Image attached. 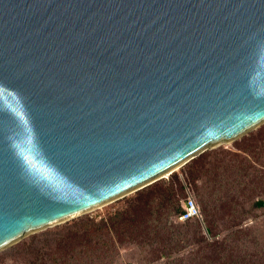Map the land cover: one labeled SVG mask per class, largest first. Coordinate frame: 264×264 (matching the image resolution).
<instances>
[{"label":"water","instance_id":"obj_1","mask_svg":"<svg viewBox=\"0 0 264 264\" xmlns=\"http://www.w3.org/2000/svg\"><path fill=\"white\" fill-rule=\"evenodd\" d=\"M263 125L264 0H0V251Z\"/></svg>","mask_w":264,"mask_h":264},{"label":"rangeland","instance_id":"obj_2","mask_svg":"<svg viewBox=\"0 0 264 264\" xmlns=\"http://www.w3.org/2000/svg\"><path fill=\"white\" fill-rule=\"evenodd\" d=\"M261 146L262 149L256 150L251 137H244L204 152L199 162L195 163L197 157L167 179L152 184L172 185L175 197L170 205L178 199L184 207L192 196L201 215L196 221L180 223L178 215L173 214L172 222L168 223L164 214L165 221L159 226L154 221L147 223L148 218H139L143 227L138 234L143 236L141 243L146 244L141 248L127 244L122 263L264 264V206L260 204L264 201V140ZM150 186L66 223L28 235L0 251V264H53L60 240L90 223L84 220L111 216L116 210L125 209L139 192ZM138 240L139 237L135 242ZM152 250L158 254L153 256ZM83 264L91 263L84 259ZM101 264L116 261L105 260Z\"/></svg>","mask_w":264,"mask_h":264},{"label":"trees","instance_id":"obj_3","mask_svg":"<svg viewBox=\"0 0 264 264\" xmlns=\"http://www.w3.org/2000/svg\"><path fill=\"white\" fill-rule=\"evenodd\" d=\"M248 136L256 144V150L262 149L261 142L264 140V125ZM248 136H245V138ZM201 155L200 157L198 156L195 163L199 162ZM175 177L178 179L177 175ZM184 180L186 181V179ZM181 189L183 190L182 185ZM159 192L162 194L159 195ZM200 196L203 197L202 194ZM174 197V189L171 184L152 185L148 189L139 192L127 204L125 209H118L111 216L107 215L106 217L102 216L84 220L90 223L83 224L81 226L82 230L70 232L68 236L60 240V243L57 245L58 250L56 251L58 255L57 260L52 261V263L83 264V260L86 259L91 264H101L105 260H109V262L116 261V264H129L122 263L125 255V246L127 244H137L136 246L141 248L146 244L141 243L143 236L138 234V230L143 227V224L139 222V218H148L147 223L154 221L159 226L161 222L165 221L163 218L164 214H166V219L169 223L173 218V214H177L179 218L185 212V206H180L178 199L170 205ZM260 204L264 206V201H260ZM197 219L195 217L188 221H196ZM179 222L183 223L180 220ZM146 230L147 228L142 231ZM138 237L139 240L135 242ZM149 246L153 248L152 245ZM155 254H158V252L152 250V255L154 256ZM162 256H165V254H162ZM38 262L36 260V263Z\"/></svg>","mask_w":264,"mask_h":264},{"label":"built area","instance_id":"obj_4","mask_svg":"<svg viewBox=\"0 0 264 264\" xmlns=\"http://www.w3.org/2000/svg\"><path fill=\"white\" fill-rule=\"evenodd\" d=\"M201 215L199 208L197 207L195 200L190 196L185 205V212L179 217L180 221H188L192 218H199Z\"/></svg>","mask_w":264,"mask_h":264},{"label":"bare ground","instance_id":"obj_5","mask_svg":"<svg viewBox=\"0 0 264 264\" xmlns=\"http://www.w3.org/2000/svg\"><path fill=\"white\" fill-rule=\"evenodd\" d=\"M176 169H178V168H176ZM169 175V173H165L164 175H162V176H168ZM162 176H160V177H162Z\"/></svg>","mask_w":264,"mask_h":264}]
</instances>
